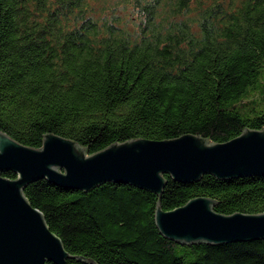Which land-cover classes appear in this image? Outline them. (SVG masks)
<instances>
[{
  "label": "trees",
  "instance_id": "trees-1",
  "mask_svg": "<svg viewBox=\"0 0 264 264\" xmlns=\"http://www.w3.org/2000/svg\"><path fill=\"white\" fill-rule=\"evenodd\" d=\"M246 129H264V0H0V130L18 142L41 148L57 134L94 154L185 134L225 143ZM166 178L160 196L46 179L25 194L68 264H264V240L182 245L155 221L158 203L202 196L221 214L264 213V176Z\"/></svg>",
  "mask_w": 264,
  "mask_h": 264
},
{
  "label": "water",
  "instance_id": "water-1",
  "mask_svg": "<svg viewBox=\"0 0 264 264\" xmlns=\"http://www.w3.org/2000/svg\"><path fill=\"white\" fill-rule=\"evenodd\" d=\"M14 172L15 179L4 176ZM195 183L264 176V129H246L225 143L195 134L173 139H133L89 154L78 142L47 134L41 148L26 146L0 130V264H68L74 258L28 200L25 189L46 179L88 192L112 182L162 195L168 183ZM216 201L197 197L171 211L158 203L160 233L182 245H222L264 240V213L225 215Z\"/></svg>",
  "mask_w": 264,
  "mask_h": 264
}]
</instances>
